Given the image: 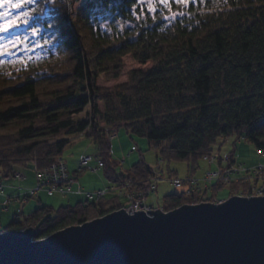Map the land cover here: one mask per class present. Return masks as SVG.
<instances>
[{"label":"trees","instance_id":"1","mask_svg":"<svg viewBox=\"0 0 264 264\" xmlns=\"http://www.w3.org/2000/svg\"><path fill=\"white\" fill-rule=\"evenodd\" d=\"M52 3L49 14L35 18L52 44L48 53L29 61L0 58L2 175L11 174L13 163L47 165L69 145L70 135L88 127L106 176L116 180L122 171L109 156L105 125H123L162 143L168 161L190 164L211 152L219 136H243L264 149V0L172 2L182 15L171 23L138 21L132 12L137 0H85L75 13L64 1ZM109 15L133 26H101L99 19ZM126 54L150 65L129 69L127 79L113 86L98 83L102 75L117 79L124 73ZM87 107L86 117H77ZM133 166L148 171L143 159ZM197 198L170 192L164 206ZM114 202L104 197L40 205L7 227L33 225L40 238L102 215Z\"/></svg>","mask_w":264,"mask_h":264},{"label":"rangeland","instance_id":"2","mask_svg":"<svg viewBox=\"0 0 264 264\" xmlns=\"http://www.w3.org/2000/svg\"><path fill=\"white\" fill-rule=\"evenodd\" d=\"M53 1L54 0H31V2L22 3L20 8L9 9L6 6L0 7V12L7 11L14 17L23 16L25 13L28 14L27 23L20 22L7 31L0 32V37H4L5 40H10L12 37L17 38V43L11 46L9 51L0 54L1 59L29 61L31 59L43 57L48 53L52 44L47 34H45V28L42 27L35 18L43 13L49 14L50 5ZM61 1L68 4L71 13H75L76 9L85 2V0ZM179 1L187 2L189 0H167L166 4L163 3L162 0H137V5L133 6L132 12L138 21L152 17L164 23H171L182 15L181 11L171 8L172 2ZM149 5H151V7H149ZM98 22L101 26L116 28L118 30L133 26L132 21L124 20L120 17H113L112 15L104 19L100 18ZM33 29H36L35 33L32 31ZM123 60L124 73L120 75V77L117 79H106L102 75L98 83L113 86L127 79V72L129 69L150 65V62L145 64L139 63L131 54H126ZM87 109H89V107L77 114V117H86ZM106 126L111 128L112 134V137L105 134L109 140V156L112 160L114 159L118 162L117 171H122L120 178L113 180L106 176L104 170L105 158L101 156V151L98 144L93 140V136L88 135L89 128L87 127L83 132L70 135L72 140L69 145L66 146L62 154L57 155L47 164V166L51 164L58 156H62L65 159L66 169L70 177L73 178L72 182H68V185L71 186V190L65 191L59 188L52 189L50 187L52 183H48V185H42L32 192L31 189L37 184L35 169L32 165L33 163H29V161L26 163H13L11 164V174L9 176H4L0 172V212L4 209H9L11 211L12 209L20 208H24L28 211L30 208H37L40 205H50L53 208H57L59 205L75 204L78 201L86 199L84 194L87 191H95L101 188L107 189L108 193L100 198H110L114 200V204H116L114 208L102 215L121 208L131 212L128 208L130 206V201L131 203L133 201V197L137 198L138 203L141 201L142 204L148 207H144L147 208L144 209L145 212H147L146 210L148 209H160L163 212H167L183 204H195L201 201L221 203L230 197V185L221 186L215 183V181L205 180L206 172L210 169H216L218 167L217 162L212 163L203 156L195 161L191 160V165L188 164L190 162L189 160L170 159L168 161L164 159L160 153L162 143L156 145L146 136L133 133L127 130L123 125L118 127L112 125ZM103 131H106L104 127ZM210 153L215 155L217 159L224 158L227 154H232L235 162L245 167L264 163V154L243 136L236 137L235 135H230L217 137L211 145ZM84 154H89L90 156L87 162L88 168L79 170L81 169L79 161ZM139 159H143L148 166L147 173H142L136 166H133V163ZM98 160H101L103 164L99 165ZM37 165L40 167L38 163ZM15 170L17 172L21 171L23 177H16ZM176 178L181 179L183 183L178 186L175 185L173 181ZM187 178L195 180L192 192L184 190ZM239 182L240 180H238V183ZM187 184L190 186L191 183L188 182ZM79 186L80 191L77 190ZM180 191H183L186 195L194 194L199 198L193 201L186 200L182 204L172 208H165V194ZM243 196L249 197L251 195L243 194ZM4 221L5 222L0 226V231L10 230L8 227H3L6 226L10 220ZM26 227L28 226L14 229H24ZM40 238L34 237L32 240Z\"/></svg>","mask_w":264,"mask_h":264},{"label":"water","instance_id":"3","mask_svg":"<svg viewBox=\"0 0 264 264\" xmlns=\"http://www.w3.org/2000/svg\"><path fill=\"white\" fill-rule=\"evenodd\" d=\"M147 212L121 208L37 240L33 226L0 231V264H264V195Z\"/></svg>","mask_w":264,"mask_h":264},{"label":"built area","instance_id":"4","mask_svg":"<svg viewBox=\"0 0 264 264\" xmlns=\"http://www.w3.org/2000/svg\"><path fill=\"white\" fill-rule=\"evenodd\" d=\"M106 129L105 134L109 137H112L111 128L109 126H104ZM264 154V149L260 150ZM204 158L209 159L212 163L217 162L218 167L216 169H210L205 174L206 181H212L217 184H224L229 183L233 180H240L241 183H246V189H240L238 192L242 195H264V163H260L259 165L245 167L242 164H237L234 160L232 154H227L224 158L217 159L215 155H212L210 152L203 155ZM90 158L89 154H84L80 158L79 170L88 168V159ZM65 159L62 156H58L51 164L45 167H38L36 160L31 161L29 163H33V167L35 169V175L37 179V184L34 188L31 189L34 192L37 188L41 187L42 185H48V183H52L50 186L53 188H59L65 191L71 190V186L68 185V182H72L73 178L70 177L66 165ZM98 164L101 165L103 162L98 160ZM19 166V165H17ZM16 177H23V173L21 171L17 172L15 170ZM173 179V178H172ZM194 181L192 178H187L185 183V191L192 192ZM249 181V185L247 183ZM175 185H181L183 181L181 179L176 178L173 183ZM190 182V186L187 184ZM1 186V181H0ZM151 189V187H150ZM199 189V187H198ZM80 191V186L77 189ZM106 193H108L107 189L101 188L95 191H87L85 196L89 199L100 198L103 197ZM132 203L130 201L129 211L134 212V210H144L148 207L142 204L140 201L138 203L137 198L133 197ZM147 207V208H144ZM147 211V210H146Z\"/></svg>","mask_w":264,"mask_h":264},{"label":"snow or ice","instance_id":"5","mask_svg":"<svg viewBox=\"0 0 264 264\" xmlns=\"http://www.w3.org/2000/svg\"><path fill=\"white\" fill-rule=\"evenodd\" d=\"M31 2V0H0V7L20 8L22 3ZM163 3H167V0H162ZM151 7V5H149ZM27 13L23 16L14 17L11 13L5 11L0 12V32L7 31L9 28L16 26L20 22L27 23ZM33 33L36 29L32 30ZM17 43V38L12 37L10 40H5L4 37H0V54L9 51L10 47Z\"/></svg>","mask_w":264,"mask_h":264},{"label":"crops","instance_id":"6","mask_svg":"<svg viewBox=\"0 0 264 264\" xmlns=\"http://www.w3.org/2000/svg\"><path fill=\"white\" fill-rule=\"evenodd\" d=\"M35 208H30L28 211L24 208L20 209H12L11 211L9 209H4L2 212H0V226L4 220H10L6 226L7 227L13 220L23 221V218L30 214ZM22 215V216H19Z\"/></svg>","mask_w":264,"mask_h":264},{"label":"bare ground","instance_id":"7","mask_svg":"<svg viewBox=\"0 0 264 264\" xmlns=\"http://www.w3.org/2000/svg\"><path fill=\"white\" fill-rule=\"evenodd\" d=\"M259 150H261V149H259ZM247 183L249 185L250 182L247 181ZM220 185L221 186H223V185H230V188H231L230 189V196H233V195L243 196L242 194L237 193V191L239 192L240 189H246L247 188L246 183H241V182L238 183V181H236V180H233V181H231L229 183L227 182V183H224V184H220ZM234 188H235V190H234Z\"/></svg>","mask_w":264,"mask_h":264}]
</instances>
